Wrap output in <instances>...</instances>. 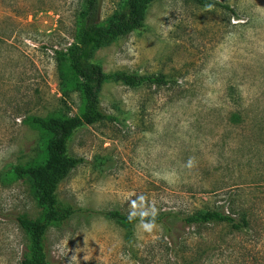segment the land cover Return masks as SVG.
I'll list each match as a JSON object with an SVG mask.
<instances>
[{"label":"rangeland","instance_id":"rangeland-1","mask_svg":"<svg viewBox=\"0 0 264 264\" xmlns=\"http://www.w3.org/2000/svg\"><path fill=\"white\" fill-rule=\"evenodd\" d=\"M122 1L99 0L98 20ZM212 1L228 10L155 0L140 32L94 53L104 73L161 75L167 84L101 87V109L117 120L69 141L84 163L56 195L80 212L47 229L48 264H264V0ZM81 2L0 0V264H20L26 250L16 218L41 213L29 184L11 175L43 151L28 118L72 116L81 105L74 88L63 90L56 55L74 40ZM230 201L248 230L191 226L184 254L148 253L139 248L161 230L138 223V262L123 250L124 229L101 214L190 215Z\"/></svg>","mask_w":264,"mask_h":264},{"label":"trees","instance_id":"trees-1","mask_svg":"<svg viewBox=\"0 0 264 264\" xmlns=\"http://www.w3.org/2000/svg\"><path fill=\"white\" fill-rule=\"evenodd\" d=\"M155 0H123L117 10L104 22L98 20L99 0H82L77 14L74 40L63 52H56L58 73L63 90L74 88L81 105L78 113L72 116L60 115L47 118H28L27 122L39 131L43 139V151L33 164L16 165L11 170L14 179L29 184L31 195L40 209L37 219L20 215L16 218L18 226L26 237V250L20 264H48L44 244L47 229L54 225H63L80 210L58 200L56 191L71 172L84 163L82 157L69 152V141L73 134L86 126L103 121H116L117 118L106 115L100 106L99 93L107 83H120L129 88L144 84L162 86L167 84L161 75H140L137 73L113 72L104 73L94 53L118 39L138 33L144 28L146 13ZM203 7H219L228 10L212 0H192ZM59 56L63 59L60 63ZM233 124L241 122L240 115L230 117ZM101 170L106 163L95 162ZM124 229L123 250L138 262V252L154 250L184 254L189 250L186 245V228L191 226L223 225L232 232H243L249 229V217L245 213L238 215L232 201L227 205H217L213 209H203L190 215H177L172 212L129 217L117 211L101 213ZM138 223L153 224L161 230L160 239L149 247L138 249L135 237V226ZM153 243V242H152Z\"/></svg>","mask_w":264,"mask_h":264}]
</instances>
